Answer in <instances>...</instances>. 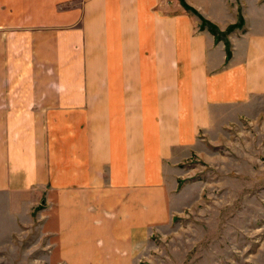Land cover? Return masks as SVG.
<instances>
[{
    "label": "crops",
    "instance_id": "obj_1",
    "mask_svg": "<svg viewBox=\"0 0 264 264\" xmlns=\"http://www.w3.org/2000/svg\"><path fill=\"white\" fill-rule=\"evenodd\" d=\"M258 100L264 0H0V239L138 264L179 165Z\"/></svg>",
    "mask_w": 264,
    "mask_h": 264
},
{
    "label": "rangeland",
    "instance_id": "obj_2",
    "mask_svg": "<svg viewBox=\"0 0 264 264\" xmlns=\"http://www.w3.org/2000/svg\"><path fill=\"white\" fill-rule=\"evenodd\" d=\"M226 115L179 165L178 213L146 234L138 264H264V100ZM0 241V264H50Z\"/></svg>",
    "mask_w": 264,
    "mask_h": 264
},
{
    "label": "trees",
    "instance_id": "obj_3",
    "mask_svg": "<svg viewBox=\"0 0 264 264\" xmlns=\"http://www.w3.org/2000/svg\"><path fill=\"white\" fill-rule=\"evenodd\" d=\"M187 9L189 11H192L194 14H197L196 11L192 10L191 8H188ZM204 27H207L209 29V31L215 36V37H220V33L218 32L217 28L214 27L213 25L209 24L208 22L204 21L202 19V26L201 28H204ZM234 27H230L229 30H232Z\"/></svg>",
    "mask_w": 264,
    "mask_h": 264
}]
</instances>
